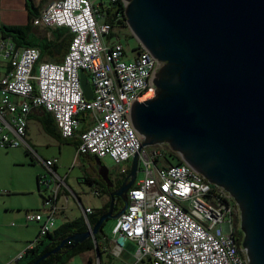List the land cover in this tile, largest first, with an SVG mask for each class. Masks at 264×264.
Instances as JSON below:
<instances>
[{
	"label": "built area",
	"instance_id": "2783aa9c",
	"mask_svg": "<svg viewBox=\"0 0 264 264\" xmlns=\"http://www.w3.org/2000/svg\"><path fill=\"white\" fill-rule=\"evenodd\" d=\"M106 1L108 6L117 1L123 6L112 22L124 16L123 0ZM32 24L65 28L71 34L60 61L42 60L38 47L17 46L0 37V149L23 145L44 168L38 182L52 189V194L40 191V211L25 214L26 221L42 220L44 215L39 236L54 228L56 197L67 186L53 168L58 159H42L25 141L34 108L50 113L62 139L78 140L76 155L109 157L120 174H127L125 163L138 153L137 174L143 176L129 188L128 205L111 228L113 253L129 239L136 243L132 264L144 259L149 264H246L235 236L238 210L230 195L184 162L159 164L156 158L165 152L164 144L140 149L130 108L154 96L156 59L141 46L134 59H125L122 44L108 39L111 21L93 0H47ZM81 70L92 86L89 100L81 88ZM83 211L90 228L87 216L92 208Z\"/></svg>",
	"mask_w": 264,
	"mask_h": 264
},
{
	"label": "water",
	"instance_id": "95a60500",
	"mask_svg": "<svg viewBox=\"0 0 264 264\" xmlns=\"http://www.w3.org/2000/svg\"><path fill=\"white\" fill-rule=\"evenodd\" d=\"M127 27L157 61L154 96L135 101L130 120L140 149L167 145L238 210L246 264H264V0H123ZM84 97H93L84 71ZM99 176L108 168L94 157ZM138 153L109 194L108 209L85 231L73 232L40 256L99 232L128 205ZM115 197L122 206L114 212ZM97 250V247H96Z\"/></svg>",
	"mask_w": 264,
	"mask_h": 264
},
{
	"label": "crops",
	"instance_id": "0c3cea01",
	"mask_svg": "<svg viewBox=\"0 0 264 264\" xmlns=\"http://www.w3.org/2000/svg\"><path fill=\"white\" fill-rule=\"evenodd\" d=\"M26 1L27 0H0V26L24 25L28 17ZM46 1L47 0H30L33 6L36 7L37 14L40 12L41 8L43 7ZM93 2L98 7H100L99 6L100 3L103 5V7L108 6L106 0H93ZM51 30H52V34H51ZM59 34L63 35L61 36V39L64 37V39L68 40L69 43L71 34L65 28H47L44 26H37V25H33L31 28L32 38L41 39L42 37H47V40H50V43H54ZM112 35L113 32L111 36H108V39L110 41L115 39ZM68 43L66 45V49ZM65 51L62 54L42 60L60 61ZM85 74L86 77L88 78L87 73ZM40 116H41V108H34L29 114L25 141L32 148H35V146L39 147L38 150L34 149V151L42 159H47V158L58 159L57 164L53 168L56 174L61 179H63L64 184H66L67 186V187L62 186L56 197V204L59 206V210L55 214V225L54 228L51 230L53 231L54 229L58 228L59 226H61L66 222L74 221L77 219L84 220L83 208L91 207L93 211L95 209L101 208L107 200L103 199L99 206L85 205L82 201V198L78 195V193L73 191L72 188L67 184L66 180L68 175L64 174L63 176V173H65L63 170L64 165L61 164L60 159L56 155V151L49 150L45 152L46 150L41 149L40 145L35 140V136L37 135L36 129H39L40 127L42 131H44L40 123ZM81 129H84V126L81 127ZM54 130H56V128H54ZM56 131H58V129ZM44 133L46 132L44 131ZM47 135L49 136V138H47L44 144H46V146L53 145L55 147H58V153H61L62 148L60 144L65 142V140L63 139L61 140L49 134ZM77 142L78 140L76 138H73L70 140L69 143L74 144V146L76 147ZM20 147L24 148L26 150V153L29 154L34 161L38 162L37 160L34 159L33 155L23 145H21ZM78 156L79 155L75 154V157ZM84 156L90 157L88 155H84ZM41 168L38 169V172L36 173L35 176L37 189H38V177L44 172V170H41ZM96 171L91 174H84L83 179H81V182H85L89 185L90 188L89 192L92 196H98V197L107 196L104 195V193L101 191L102 185L101 182L99 183L96 179ZM85 177L87 179H85ZM94 189L97 190L96 194L91 193L92 190ZM51 190L52 189H49L47 194H52ZM39 196L41 198V204H42V195L39 194ZM71 199L74 204L79 206V211H80L78 215H75L72 218L67 217L66 215V210L68 209L70 203H72ZM22 210L17 209L15 210L16 212H14L13 209H10L12 214L15 215L16 213L17 215L12 216L15 221H11L9 223L10 230H8V232H6L5 234L1 232V229L4 226H8V224L4 222H0V234L4 235V237L0 238V264H22L23 260L21 259V256L24 255L27 245L30 242H33L35 239L37 238L39 239V229H40L39 227L41 225L42 220L45 218L44 215L42 220L26 221L25 214L26 212H30V211H34V212L40 211L41 208L31 209V210H27V208H25ZM20 211L23 213H21ZM42 238L43 237H41V239ZM112 238L113 235L111 233V230L109 233H106L103 230V232L100 233V248H101L100 254L97 253L95 249L82 251L66 259L62 264H132L133 254L136 250V243L129 239L125 240L123 247L118 251L117 254H115L112 252V245H113ZM137 264H149V261L148 259H144L143 261Z\"/></svg>",
	"mask_w": 264,
	"mask_h": 264
},
{
	"label": "rangeland",
	"instance_id": "374dc122",
	"mask_svg": "<svg viewBox=\"0 0 264 264\" xmlns=\"http://www.w3.org/2000/svg\"><path fill=\"white\" fill-rule=\"evenodd\" d=\"M123 46L125 52V59H134L136 48L139 43L130 32L127 25L117 24L113 29V35ZM151 94V93H148ZM149 96V95H146ZM36 122V121H35ZM35 140L40 145L41 149L56 151V155L60 159L62 165H64V174H67V184L72 188L73 191L78 193L82 198L85 205L99 206L104 199H108L107 196H92L89 192V185L85 182H81L84 174H91L97 170V165L92 157L79 155L75 157V146L72 143H61V153H58V147L46 146L45 141L49 136L39 129H36ZM50 135V134H49ZM149 147H146V149ZM33 149H39L35 146ZM42 152V153H45ZM101 162L105 165L110 172L117 173V168L113 165L109 157L101 158ZM130 162H126L127 167H130ZM40 163L32 159V157L26 153V150L22 147L12 149H0V222L8 224L1 229L2 233L10 230L9 223L15 221L12 216L10 209L14 212L17 209H38L42 208L41 198L39 196V190L44 193L48 192L49 189L45 187V184L38 182V189L36 185V173L38 169L44 170ZM143 173L138 172L137 179L142 177ZM83 181V180H82ZM68 209L66 210L67 217H73L80 213L79 206L74 204L72 199ZM71 208V209H70ZM23 211V210H22ZM21 212V211H20ZM23 213V212H21ZM20 213V214H21ZM115 219L107 220L103 230L109 233L114 225ZM238 225V217L236 219ZM4 237L0 234V238Z\"/></svg>",
	"mask_w": 264,
	"mask_h": 264
},
{
	"label": "trees",
	"instance_id": "16d2710c",
	"mask_svg": "<svg viewBox=\"0 0 264 264\" xmlns=\"http://www.w3.org/2000/svg\"><path fill=\"white\" fill-rule=\"evenodd\" d=\"M101 11L105 13L106 19L111 21L113 29L115 25L121 24L126 25L125 18L122 15L121 18L116 19L112 22V18L115 17L116 12H122V3L120 1L115 2V4L111 6L103 7V5L99 4ZM26 8L28 11L27 21L24 25H10V26H0V37L10 38L15 45L17 46H36L40 50V59L50 58L59 54H62L68 43V40H65L64 37L61 39V36L58 35L56 41L54 43H50V40H47V37H42L41 39H35L31 37V28H32V19L37 15L36 7L30 2V0L26 1ZM52 34V30H51ZM139 47V46H138ZM137 47V48H138ZM136 48V49H137ZM78 117L83 120L84 113H80ZM40 123L44 129V131L52 136H55L62 140L60 134L57 130V126L54 123V120L50 113L46 112L44 109L41 108V116H40ZM56 128V130H54ZM64 140V139H63ZM70 140H65V143H69ZM165 152L159 157L156 158V161L161 164H179L183 163L182 159L179 155L172 151L167 145L164 144ZM150 148V147H149ZM148 149V148H147ZM94 158V155H88ZM85 179H87L85 177ZM102 189L101 191L104 195L108 196L107 201L101 208L93 210L87 216V220L90 225H93L98 217L105 212L110 203L109 198V191L106 189V184L101 183ZM232 201V200H231ZM233 203V201H232ZM234 204V203H233ZM122 206V201L120 200L117 204L116 201L114 202V210L118 209ZM107 222V221H106ZM104 222L101 226V229L94 237H89L85 239L83 242H80L74 246H70V243H67L63 248L56 252L50 253L46 258L40 259V256L47 251H50L54 246H56L61 239L66 237L67 235L73 232H81L87 229V224L83 219H77L74 221L66 222L59 226L58 228L54 229L51 232H47L43 236H39L33 248L26 249L24 255L21 256L23 260L22 264H62L66 259L70 258L71 256L86 250H96L97 253H101L100 248V233L103 232V228L106 224ZM235 236L238 244L241 241V232L238 228L236 223L235 225ZM41 237H43L41 239Z\"/></svg>",
	"mask_w": 264,
	"mask_h": 264
},
{
	"label": "flooded vegetation",
	"instance_id": "af4514ba",
	"mask_svg": "<svg viewBox=\"0 0 264 264\" xmlns=\"http://www.w3.org/2000/svg\"><path fill=\"white\" fill-rule=\"evenodd\" d=\"M126 175L127 174H120L118 171H117L116 174H114L113 172H110V170L108 169V177H109L110 182H111L112 185H107V183H105V181L99 176V174L96 171V179H97V181L99 183L103 182V183L106 184V189L109 191V194H110L111 191H113V190H115L116 188L119 187V185L122 183V181L124 180ZM115 201L118 204L119 201H120V198L119 197H115ZM119 209H120V207L118 209H115L114 212H117Z\"/></svg>",
	"mask_w": 264,
	"mask_h": 264
},
{
	"label": "bare ground",
	"instance_id": "6f19581e",
	"mask_svg": "<svg viewBox=\"0 0 264 264\" xmlns=\"http://www.w3.org/2000/svg\"><path fill=\"white\" fill-rule=\"evenodd\" d=\"M147 95H150V94H147Z\"/></svg>",
	"mask_w": 264,
	"mask_h": 264
}]
</instances>
